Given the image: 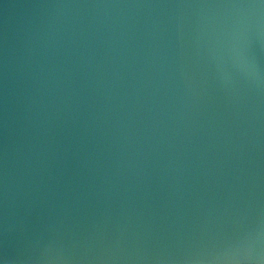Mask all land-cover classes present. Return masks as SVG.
I'll list each match as a JSON object with an SVG mask.
<instances>
[{
    "label": "water",
    "instance_id": "1",
    "mask_svg": "<svg viewBox=\"0 0 264 264\" xmlns=\"http://www.w3.org/2000/svg\"><path fill=\"white\" fill-rule=\"evenodd\" d=\"M0 264H264V0H0Z\"/></svg>",
    "mask_w": 264,
    "mask_h": 264
}]
</instances>
